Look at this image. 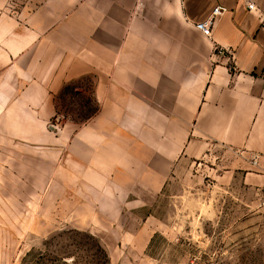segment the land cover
<instances>
[{
    "label": "crops",
    "instance_id": "0c3cea01",
    "mask_svg": "<svg viewBox=\"0 0 264 264\" xmlns=\"http://www.w3.org/2000/svg\"><path fill=\"white\" fill-rule=\"evenodd\" d=\"M216 6L210 39L195 24ZM64 87L99 107L70 140L86 206L158 193L183 161L215 190L264 191V0H0V95L37 128Z\"/></svg>",
    "mask_w": 264,
    "mask_h": 264
},
{
    "label": "rangeland",
    "instance_id": "374dc122",
    "mask_svg": "<svg viewBox=\"0 0 264 264\" xmlns=\"http://www.w3.org/2000/svg\"><path fill=\"white\" fill-rule=\"evenodd\" d=\"M53 97L36 128L20 96L0 95V264H264V191L215 190L189 161L158 193L86 206L70 140L99 107L72 87Z\"/></svg>",
    "mask_w": 264,
    "mask_h": 264
},
{
    "label": "built area",
    "instance_id": "2783aa9c",
    "mask_svg": "<svg viewBox=\"0 0 264 264\" xmlns=\"http://www.w3.org/2000/svg\"><path fill=\"white\" fill-rule=\"evenodd\" d=\"M254 4H249V10H255ZM227 12V9L222 6H216L212 12L202 21L195 24L197 30H199L205 37L212 39L213 38V30L216 22L224 16ZM218 54L223 55L225 50L222 47H216Z\"/></svg>",
    "mask_w": 264,
    "mask_h": 264
},
{
    "label": "trees",
    "instance_id": "16d2710c",
    "mask_svg": "<svg viewBox=\"0 0 264 264\" xmlns=\"http://www.w3.org/2000/svg\"><path fill=\"white\" fill-rule=\"evenodd\" d=\"M97 252L100 253L101 255H103L104 258H106V254L104 253L102 248L98 247V251Z\"/></svg>",
    "mask_w": 264,
    "mask_h": 264
}]
</instances>
